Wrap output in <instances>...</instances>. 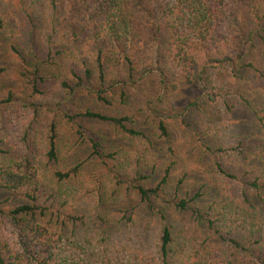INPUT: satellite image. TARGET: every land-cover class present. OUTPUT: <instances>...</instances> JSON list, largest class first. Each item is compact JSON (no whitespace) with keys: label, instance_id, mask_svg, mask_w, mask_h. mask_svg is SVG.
<instances>
[{"label":"trees","instance_id":"16d2710c","mask_svg":"<svg viewBox=\"0 0 264 264\" xmlns=\"http://www.w3.org/2000/svg\"><path fill=\"white\" fill-rule=\"evenodd\" d=\"M33 2L0 0V35L5 28L15 29L19 43L30 50H34L31 46L37 24L42 21ZM41 7L48 11L39 34L47 56L43 64L53 63L63 53L56 46L60 40L67 46L87 41L93 56L94 73L84 63L80 74L71 71L73 84L60 82L65 93L63 105L69 96L83 92L108 107L116 101L126 105L134 95L137 112L146 113V119L167 142L166 120L174 109L179 85L187 81L200 89V98L203 96L195 103L201 114L196 133L209 137L214 144L212 151L218 155L214 166L223 182L213 202L216 207L210 210L195 205L208 194L205 185L193 195L174 197V209L189 213L193 223L183 226L176 236L158 201L165 194L179 154L167 143L165 152L173 162L159 164L158 181L147 186L143 182L150 175L136 170L134 178L126 182L111 167L114 155L107 153L92 134L77 131L89 142L90 157L109 165L104 167L115 184L128 185L144 208L160 218L156 252L149 264H264V226L252 213L255 191L264 189V173L251 174L224 161L227 155L247 158L256 148L244 142L224 145L209 120L205 123L204 108L208 103V107L228 114L236 105L244 106L264 129V95L258 91L264 81V0H44ZM23 69L25 78L32 74V91L37 92L38 82H46L39 74L41 68L31 72L23 65ZM93 81L97 85L91 90ZM11 103L12 95L4 96L0 89V162L10 154L9 148L16 151L10 166H0V190L20 195L25 203L11 208L0 203V264H60L59 244L66 226L83 224L84 217L68 211L69 201L39 176L40 167L57 160L55 125L48 124L43 136L48 149L40 156L31 135L41 124L30 115L11 120L3 111ZM75 110L71 116L66 112L68 121L75 117L96 120L114 125L127 137H144L136 128L135 114ZM207 149H211L209 144ZM80 164L55 171L52 178L57 183L68 180L77 174Z\"/></svg>","mask_w":264,"mask_h":264},{"label":"rangeland","instance_id":"374dc122","mask_svg":"<svg viewBox=\"0 0 264 264\" xmlns=\"http://www.w3.org/2000/svg\"><path fill=\"white\" fill-rule=\"evenodd\" d=\"M33 1V6L41 12L42 19L37 24L39 28L35 43L31 46L34 50L19 43L15 29L5 28L0 35V89L2 95H12L13 103L3 110L11 120L30 115V118L32 116L41 124H38L35 133L31 135L39 146L40 156L48 149L47 140L43 138L49 130L48 124L53 123L56 127L57 160L40 167L39 176L61 198L69 201L68 211L84 217L83 224L66 226L59 244L60 264H149L156 252L160 218L144 208L136 192L128 189V185L115 184L113 175L104 167L108 164H101L99 160L90 157V144L81 139L77 131L85 135L92 134L107 153L114 155L111 167H115L116 172L122 175L123 181H131L136 170H142L150 175V179L143 182L148 186L160 179V163L166 166L173 162L165 152L166 144L179 154V160L171 168L165 194L158 201L164 206L167 221L173 225L176 236L183 226H192L193 223L189 213H179L174 209L171 204L174 197L184 196L186 193L193 195L200 186L205 185L208 194L195 205L204 210L208 207L210 210V207H216L213 202L223 182L214 166V160L218 156L212 151L214 144L209 137L196 133L200 129L198 122L201 114L195 103L203 99V96H199L200 89L187 81L179 85L174 97V109L166 120L169 132L167 142L160 138L151 122L146 119V113L137 112V99L134 95L130 96L126 105H119L116 101L113 106L108 107L97 103L91 93L83 92L69 96L63 105L61 98L65 93L59 87L60 82L67 80L73 84L71 71L80 74L84 63L94 73L93 56L87 41L67 46L68 43L60 40L56 46L63 53L53 63L43 64L42 61L47 56L45 49L40 46L39 34L46 25L48 11L41 7L44 0ZM23 65L31 72L37 67L41 68L39 74L45 77L46 82H38L37 92L32 91V74L26 78L22 76ZM260 84L258 91L264 95V81ZM96 85L93 81L89 88L93 90ZM204 108L207 112L205 123L208 124L209 120L214 133L219 135L224 145L244 142L256 148L247 158L234 159L227 155L224 161L235 167L245 168L251 174L264 173V129L253 113L241 105H236L228 114L208 107V103ZM75 109H90L106 115L135 114L136 128L144 137H127L114 125L96 120L75 117L68 121L66 112L71 116ZM41 130L45 131L44 134ZM16 137L17 131L12 137L13 143L14 140L16 142ZM208 144L211 149H207ZM9 153L5 161L0 162V166L12 164L16 151L9 148ZM43 160L45 163L46 159ZM78 163H81V168L79 167L74 177L58 183L52 178L55 171L66 170ZM180 180L182 183H179ZM255 193L252 213L256 214L258 222L264 226V189ZM0 203L4 208H11L24 204L25 200L20 195L0 190Z\"/></svg>","mask_w":264,"mask_h":264}]
</instances>
